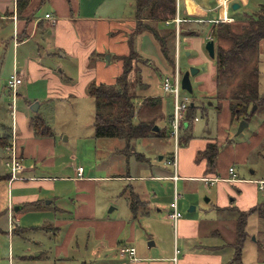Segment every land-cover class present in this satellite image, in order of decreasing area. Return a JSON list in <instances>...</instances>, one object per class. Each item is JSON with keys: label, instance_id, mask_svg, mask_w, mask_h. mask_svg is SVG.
Masks as SVG:
<instances>
[{"label": "crops", "instance_id": "0c3cea01", "mask_svg": "<svg viewBox=\"0 0 264 264\" xmlns=\"http://www.w3.org/2000/svg\"><path fill=\"white\" fill-rule=\"evenodd\" d=\"M221 1L177 0V14L180 17H189L191 20L207 21L211 28V20L216 18V9ZM233 1H238L239 6L235 8L238 9L241 5L244 6L248 0ZM239 10L241 11V9ZM47 13L49 16H46ZM227 13L232 18L238 17L240 14V12L229 13V8ZM2 20L11 21L14 40V42L12 41L11 57L14 63L13 69H16L22 76L17 95H22V87L41 85L39 87H43L45 97L60 98L73 103V98H92L88 94V86L92 81L113 83L116 80V76L121 70V62L118 61V68L112 63L115 61L112 57L129 52L128 34L133 31L135 25V0H27L21 9H18L16 0H0V21ZM210 28L205 36L182 37L181 44H186L190 48L197 43L209 40ZM30 40L35 42V56L22 53L23 57L20 58L19 48ZM106 53H109V59H105ZM72 63L76 64L77 80L73 76ZM214 73L215 65L213 64L211 74L214 75ZM212 90H216L214 77ZM29 95L30 93L27 91L24 100L26 108H30L32 114L16 111L12 126L0 131V134H10L8 144L11 139L16 141V150L23 164L19 175L24 180L11 179L10 173L4 172L0 174V184L3 193L6 192L8 185L20 189L31 187L39 190H34L29 194V192L25 193L24 189L12 197L13 205L16 203V206L12 207V211L14 209L17 211L12 214L18 223H23V217L26 216L23 215L24 212H30L31 215L36 216L42 214L41 216L47 219L43 223L39 222L29 226L20 227L17 224V232H22L28 227H35L47 231V233H62V241L57 243L54 249L56 255H60L61 252L68 253L70 243L75 240L78 242L80 236L78 232H81L85 242L90 245L91 252L102 250L101 255H108L103 251L107 248L118 253L117 248L121 245H133L136 248L135 255L131 257L125 254L127 257L120 259V264H239L232 261L235 231L232 228L228 233V229H226L232 219L234 225L233 217L235 215L229 219L224 217L212 219L216 215V211H208L209 208L204 207V212L198 216L182 214L174 222L173 230L169 219L161 213L162 209L168 205L161 196L164 191L171 192L173 200L169 202V205H172L176 200V208L184 212L188 203L195 201L196 198L193 194L199 189L198 181L203 180L205 185H212L207 188L209 197L206 198L207 201H212V208L219 211L230 210L232 207L247 210L246 208L253 206L257 203L256 199L247 201L241 196V193H238L235 202L230 203L228 195L234 193L235 187L241 191L250 189L256 191L255 183L258 178L229 177L231 173L227 170L231 165L234 167L235 173L234 160L246 159V153L250 150L260 151V147L264 143V122L259 124L257 131L251 132L248 141H244L240 145L235 157L228 153L225 154L220 150V141L228 139L225 135L229 134V128L233 121L231 120L229 101L216 99L217 121L214 129L208 130V133L202 135L193 134V126L182 131L183 136L176 150L173 151L176 154L177 179H174V169L171 173L169 165L172 164L167 162L170 155L161 163L155 160L153 162L151 157L136 151L134 146L132 149L134 152L127 154L123 151L125 145H122V141L124 143L125 141L115 138V143L110 146V149H114L113 153L118 158L125 161L135 159L134 161L138 165L148 169L144 173L132 174L126 167L119 173L103 176L120 181L117 196L123 199L129 207L128 214H114L112 210H115V207H110L109 211H106V205L100 204L98 201L97 187L100 179L89 173L85 175V168L82 165H79L83 168L81 175L78 174L79 166L72 176L67 175L73 179L74 184L71 185V189L67 188V193L60 195L61 191L58 189L55 179L59 177L65 179L66 176L46 173L45 169L48 165H55V154L61 145L57 143L52 127L53 123L50 125L52 135H36L30 127V121L36 115H40L46 121L48 119L44 115L45 111L43 114L38 112L43 102L36 97L31 101L28 99ZM35 102H38L37 110L31 108ZM218 104H220L219 107ZM202 112L206 113L207 111L202 110ZM195 118L198 119L197 116ZM48 123L50 124L49 121ZM12 129L14 130L13 138ZM190 133L192 137H190ZM75 138H78V135L73 136L72 139ZM154 138L153 141L160 137ZM65 139L69 141L71 136L68 135ZM161 142L154 141L155 144ZM208 142H216L219 147L214 163H211L205 156L209 167L206 166L205 159L195 160L196 153L200 150L203 151ZM5 145H2L4 149L3 162L9 155ZM235 146V142L230 146L234 152ZM160 152H162L161 148L158 149L156 155L158 153L157 156H159ZM129 154L133 155L132 158ZM162 156L158 159H162ZM176 189L180 190V195H177ZM41 190L51 191L49 194L51 197L46 201L47 203L42 200ZM64 196L72 197L70 199L71 209H68V204L62 203L65 198H60ZM42 204L46 205L44 209H41ZM192 206L194 205L190 207ZM198 206L197 202L194 209L196 210ZM24 207H27L28 210L23 211ZM142 217L147 221L150 220L148 224L151 233L147 235L148 238L151 237L154 240L149 242L146 249L138 248L136 243L138 223H140L138 219ZM210 219L216 226L202 230L204 223H209ZM163 226H169L174 234L169 242L162 241ZM224 227L226 228L224 229ZM8 228L9 232L13 231V227L12 229L11 226ZM214 236L218 238V241L211 242L210 238ZM245 242L246 240L244 246ZM157 244V249H152ZM176 249L179 251L177 250V252ZM243 250L240 259L242 264H264V261L259 262L263 257L258 256L257 251H250L245 256Z\"/></svg>", "mask_w": 264, "mask_h": 264}, {"label": "rangeland", "instance_id": "374dc122", "mask_svg": "<svg viewBox=\"0 0 264 264\" xmlns=\"http://www.w3.org/2000/svg\"><path fill=\"white\" fill-rule=\"evenodd\" d=\"M233 2L231 0L228 3L229 13L240 12L238 15L240 16L243 14V12H255L258 9L259 4L264 3V0H248L244 6L241 5V7L238 9L232 8ZM235 2L238 3V1ZM239 9H241V11ZM216 11L217 16L211 20L212 23L215 22L216 19H219L218 7ZM197 20L196 22L198 23L195 24V28L200 32L201 36H205L207 30L210 28V23L208 24L207 21L201 22ZM174 26L175 23L173 20L162 21L158 24L159 29L173 28ZM176 32L175 39L169 43L170 50L168 56L170 58V62L167 61L162 54L159 42L151 32L143 31L134 36L133 47L134 50L138 52V60L133 59V67L129 73V79L132 80V82H130V88L139 96L135 100L137 107L142 105L144 100L143 97L147 95H157L161 97L163 102L161 109L162 119L160 118L155 120L154 123H156L153 125L152 129L153 131H156L154 127L155 125H158L160 129L157 132L160 134V136H158L160 138L154 141L162 142L160 144H155L153 139H155L154 137L156 136L149 135L145 138L133 140L130 145H127L126 142L124 143L122 141V145H125L123 146V151L125 153H133L134 151L132 152V149L134 146L136 151L142 152L148 157H151L153 162L155 160L162 163L164 160H166L168 155L172 156V153L176 148L175 139L170 135L172 124L170 122L169 115L172 113L173 102L169 94H167L162 88V81L165 76L171 74L173 75L178 70L182 77L183 72L190 67L199 68V71L195 75L190 76L193 91L188 92L187 90L182 89L183 94L188 96L190 102L197 105L196 114L194 117L189 118L187 116V111L186 118L184 119V123L182 125L183 132L187 128L190 129L193 126L192 133L196 135H202L208 133V130L214 129L217 121V112L215 108V104H217V102L215 101L216 99L213 93L215 91L212 90L214 75L211 74L213 64L215 65V59L208 54L205 48V44L208 39L189 48V46L186 44H181V33ZM183 34L189 36L187 32H184ZM12 41L14 42L11 21H0V131L9 129L12 126L14 112H27V114H32V110L30 108H26L24 100L25 94L28 91L30 93L28 96L29 100L33 101L36 97L42 101L43 104L45 103L44 106L42 104V107L38 112L43 114L45 111L44 115L47 117L50 125L53 123L52 127L54 128L57 143L61 145L55 154V165H48L45 169L46 173L66 176L65 179L61 177L55 179L56 185L61 191L60 195L67 193V188L69 187V189H71V185L74 184L73 179H71V177H67V175L72 176L73 172H76L77 166L82 165L83 168H85V175L89 173L91 175L97 176V179H100L97 187V198L100 204L106 205L105 210L109 211L110 207H115L116 209L112 210L114 214H128L129 207L127 206L126 202L117 196V192L120 187V181L103 176L107 174L119 173L126 167L132 174L147 172L148 168L138 165L134 161L135 159H127V161H125L122 158H118V156L113 153L114 149H110V146H113L115 143V138H95L93 136V98H73V103H71L60 98L49 99L45 97L43 93V87H39L41 85H38L37 87H35V85H29L27 88L22 87V95L20 96L17 95L19 92L18 87L16 89L6 87L7 78L10 76V74L17 72L16 69H13L14 63L11 58ZM34 43V40H30L28 43H26V45L20 47L19 57H23L21 56L22 53L35 56L36 46ZM34 46L35 49L33 48ZM261 48L262 61L259 64L258 87L260 93H264V44ZM107 55H109V53H106L105 59H107ZM112 63L119 68L118 61L115 60ZM71 67L73 68V76L77 80L78 75L76 64L72 63ZM136 70H138L137 73L140 72L142 79L141 81H138L137 84H135L136 82L134 81ZM202 110L207 112H202ZM139 116L141 119H146L148 115L142 112V114ZM196 116L198 119L195 118ZM134 120H139V117L136 116ZM239 122L240 120H234L229 128V134L225 135L228 137V139L226 141H220V150H222L225 154H231L233 157L236 156L240 145L244 143V141L249 140L251 132L257 131L259 124L264 122V105L261 106L260 110H258L253 115V117L250 119V122L248 123V126H246L240 133L236 134ZM13 131L14 130L12 129V132ZM183 132L181 135H183ZM68 135L71 136L69 141L65 139V137ZM77 135L78 138L72 139L73 136ZM190 137H192L191 133ZM179 140H181V137ZM234 142L236 145L235 152L230 149V146L233 145ZM7 144L5 146H7ZM160 148L162 149V152H160L159 156H157L158 153L156 155V152ZM3 150L4 149L0 144V174L4 172L10 173V167L7 166L5 162H3ZM161 155H163V158L158 159V157ZM246 155L247 157L244 160H234L233 166H235V173L233 175L229 173V177L239 178L241 176L251 179L258 178L256 180L257 182L255 183L256 191L253 189L241 191V189L238 190V188L235 187L234 193H230L228 195V201L230 203L235 202V197L238 193H241V196H243V198L247 201L256 199V202H258L263 199L264 143L260 147V151L250 150L248 153H246ZM129 156L132 158L133 155L129 154ZM201 159H205L202 150L198 151L195 157V160ZM205 160L206 166H208L207 159ZM20 163L23 167L21 160ZM169 167L171 168V173H173L174 166L169 165ZM227 171H229V168ZM198 183L199 189L193 194L196 198L195 201L188 203V207L184 210V212L181 211L184 216H188L187 214L198 216L200 213L204 212V207L209 208L208 211H216V215L213 216L212 219L218 217L229 219L232 217V215H235V212L232 211V208H230V210L220 211L212 208V201L206 200V198L209 197L207 188L211 187L212 185H205L203 180L198 181ZM22 190H24L25 193L29 192V194H31L33 193L32 191L38 189H32L31 187L20 189L18 187L8 185L6 192L3 193L0 184V264H120V259H125V257H127L126 255H121L119 253V247L117 248V251L120 255L111 248L103 250L104 252L108 253L107 256L100 254L102 250L91 252V247L87 242H85L83 239L84 236L81 232H78L80 235L78 242L75 240L70 243L69 247L67 246L68 253L65 254L61 252L60 255L54 254V249L56 244L62 241V233H47V231H43L35 227H28L25 230H22V232H17V224L20 227L26 225L29 226L39 222L43 223L47 219L42 217V214L40 216H36L31 215L30 212H24L23 215L26 216L23 217V223L21 224L16 221L12 214L13 212L14 214L17 212L15 209L12 211V207L16 206V203L13 205L12 197ZM40 193H43V202L47 203L46 201L50 200L51 196H49V194L51 191L41 190ZM176 193L177 195H180L181 192L180 190L177 191L176 189ZM161 197L162 199L164 198L163 201L168 204L162 209L161 213H163L164 217L169 219L170 226L173 228L174 222L171 218H169L168 213L174 209L176 200L173 201L172 205H169V202L173 200L171 192L167 193L164 191ZM187 197L188 194L186 198ZM62 198H65L62 203L68 204V209H71V198L64 196L60 199ZM197 202L199 204L197 209L190 211L189 207L191 205L195 206ZM45 207L46 205L42 204L41 209H44ZM248 208L246 209L248 210ZM24 210L27 211L28 208L24 207L23 211ZM233 218L234 225L232 219L231 223H228L226 226L227 228L224 227V229H228V233H230L232 228L234 229L235 227V216ZM212 219L209 220V223H204L202 227L204 229L202 230H206V228L210 226H216ZM138 221H140V223H138L136 243L138 248L146 249V247L149 246V242L154 241L151 237L148 238L147 235H150L151 233L148 224L150 220L147 221L144 219V217H142L139 218ZM9 226H11V229L13 227V231H8ZM246 230L248 232V236L246 238L243 250L244 255L247 256L248 252L250 251H257L258 256L263 257V259L259 260V262H263L264 220L261 219L256 212L249 213L247 217ZM173 235L174 234L169 226H163V242L171 241ZM210 240L211 242H216L218 241V238L214 236L211 237ZM157 247L158 244L154 248H150L157 249ZM177 250L178 249H176V251Z\"/></svg>", "mask_w": 264, "mask_h": 264}, {"label": "trees", "instance_id": "16d2710c", "mask_svg": "<svg viewBox=\"0 0 264 264\" xmlns=\"http://www.w3.org/2000/svg\"><path fill=\"white\" fill-rule=\"evenodd\" d=\"M176 1L135 0V25L133 31L128 34L129 52L112 57L121 62L120 73L113 83L92 81L88 86V94L94 99L95 137L118 138L130 145L133 140L138 138L149 135L160 136L157 132L160 128L153 131L152 127L156 123L154 121L162 117L161 97L147 95L143 97L142 105L137 107L135 100L139 96L130 88L132 80L129 79V73L133 67V59L138 60V52L133 47L134 36L143 31H149L155 36L162 54L170 62L169 43L175 39L176 26L159 29L158 24L175 18ZM26 2L27 0H16L18 9H21ZM182 18L183 21L178 28L181 38L186 36L183 34L184 32H187L189 37L201 35L195 28V24L198 23L196 19ZM209 32V39L214 40L215 46L214 79L216 90L214 97L218 101L223 99L229 101L232 121L246 119L249 122L264 105V93H260L258 87L259 64L262 61L261 47L264 44V3H260L255 12H243L242 15L234 17L231 21L213 22ZM137 71H135V84L142 80L140 72L137 73ZM253 105H256L257 109L252 110ZM219 106L220 104H218ZM196 109L197 105L191 103L187 116L194 117ZM142 112L148 115L146 119L140 118L139 115ZM136 116L139 117L137 121L134 120ZM30 127L36 135H52L50 124L40 115L31 119ZM9 139L10 134L4 136L0 134V144H7ZM218 149L216 142H208L203 150V155L211 163H214ZM232 209H235L233 210L235 212V240L232 244L234 247L232 261L242 264L240 259L244 241L248 236L246 230L248 214L256 212L264 220V184L262 200L248 210H240L237 207H232Z\"/></svg>", "mask_w": 264, "mask_h": 264}, {"label": "built area", "instance_id": "2783aa9c", "mask_svg": "<svg viewBox=\"0 0 264 264\" xmlns=\"http://www.w3.org/2000/svg\"><path fill=\"white\" fill-rule=\"evenodd\" d=\"M230 0H222L218 6L219 8V19L216 21H231L233 18L227 13L228 3ZM46 16H49L47 13ZM176 31L178 32L179 24L183 21V18L180 17L177 13L173 19ZM22 82V76L18 72L10 74L7 80V85L9 88L16 89ZM163 90L170 95L173 102V111L171 113L170 122L172 124L170 135L174 137L176 148L179 143V138L182 136L183 123L186 118L188 107L190 105V100L187 95L183 94V88L181 86V75L177 70L173 75H167L163 78L162 81ZM15 113V112H14ZM14 136V131L12 132V138ZM9 151V155L5 159V164L10 167L11 179H21L19 172L22 169L20 163V158L16 150V141L11 139V142L6 146ZM175 148V150H176ZM174 166V179H177V165H176V154L173 152L172 156L167 160ZM82 166L78 167V174H82ZM229 172L234 174V167H229ZM234 178V177H233ZM169 218L175 222L179 217L182 216V212L176 208L174 204V209L168 213ZM119 253L122 255L128 254L133 257L136 253V248L133 245H121L119 247Z\"/></svg>", "mask_w": 264, "mask_h": 264}, {"label": "water", "instance_id": "95a60500", "mask_svg": "<svg viewBox=\"0 0 264 264\" xmlns=\"http://www.w3.org/2000/svg\"><path fill=\"white\" fill-rule=\"evenodd\" d=\"M238 6H239V3H236V2L232 3V8L233 9L237 8ZM205 48H206L208 54L211 57L214 58L215 57V46H214V40L213 39H209L206 42ZM109 58H110L109 55H107V59H109ZM198 71H199V68L190 67L189 69H187V70H185L183 72L182 77H181V86H182L183 89H186L188 92H192L193 91L191 80H190V76L191 75H195ZM255 106L256 105H253L252 110L255 109ZM31 108L33 110H37L38 102H35ZM248 123L249 122L246 119H241L240 122H239V126H238L236 134L240 133L246 126H248ZM154 129L158 130L159 129L158 125H155ZM194 208L195 207L192 206V207L189 208V210L192 211V210H194Z\"/></svg>", "mask_w": 264, "mask_h": 264}]
</instances>
